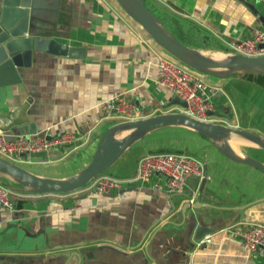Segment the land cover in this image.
<instances>
[{
    "label": "crops",
    "instance_id": "crops-1",
    "mask_svg": "<svg viewBox=\"0 0 264 264\" xmlns=\"http://www.w3.org/2000/svg\"><path fill=\"white\" fill-rule=\"evenodd\" d=\"M144 1L192 28L195 44L187 45L214 52L208 54L232 53L233 43L264 29L262 0ZM40 13L39 35L81 50L31 51L29 64L16 67L18 80L0 84V132L25 135L16 129L29 123L47 137L76 133L73 144L52 145L44 157H8L39 176L64 178L118 121L103 111L104 99L123 94L144 117L170 111L171 93L155 81L164 50L114 0H41ZM258 45L264 47V33ZM201 76L215 88L214 111L221 113L215 122L229 106V125L238 121L264 135V88L240 73ZM230 145L237 148L234 140ZM244 145L235 150L264 161V150ZM163 149L197 157L204 177H188L177 192L166 191L153 173L106 194H34L0 172L12 201L11 208L0 205V264H264V254L246 252L237 235L246 222L264 223V173L228 159L211 139L184 126L159 127L128 145L105 172L130 175L141 155ZM205 234L210 241L196 246Z\"/></svg>",
    "mask_w": 264,
    "mask_h": 264
},
{
    "label": "water",
    "instance_id": "water-1",
    "mask_svg": "<svg viewBox=\"0 0 264 264\" xmlns=\"http://www.w3.org/2000/svg\"><path fill=\"white\" fill-rule=\"evenodd\" d=\"M114 1L164 50L165 54L201 75L224 78L241 72L264 74V54L232 52L223 58L209 56L173 36L143 0ZM40 6L41 0H0V84L18 80L16 67L29 64L32 50L69 56L79 55L77 52L81 49L78 47L59 42L51 36L38 34L42 26ZM170 104L185 106L184 101L172 94L165 105ZM206 113L221 115L214 110ZM169 125L184 126L196 131L211 139L216 149L228 159L264 173L263 160L251 154L238 153L230 145L227 137L229 133L240 135L264 150V135L238 126L197 119L179 110L119 120L108 125L101 132L89 160L77 172L67 177L39 176L1 155L0 172L7 174L31 192L39 194L71 192L83 186L95 174L105 171L128 145L153 129ZM121 130L127 132L117 136V132ZM16 131L32 133L35 132V128L28 123L25 129L22 126ZM22 155L41 158L46 155V151ZM186 206L193 207L194 204L185 201L184 207Z\"/></svg>",
    "mask_w": 264,
    "mask_h": 264
},
{
    "label": "built area",
    "instance_id": "built-area-1",
    "mask_svg": "<svg viewBox=\"0 0 264 264\" xmlns=\"http://www.w3.org/2000/svg\"><path fill=\"white\" fill-rule=\"evenodd\" d=\"M264 2V0H262ZM264 29L251 37L242 38L233 43V52L243 54H264V47H259ZM155 81L165 87L172 95L185 102V106L170 104V111H182L187 115L201 120L213 121L214 114L207 111L214 110L212 95L215 91L211 85L203 80L201 74L180 63L170 55H161L156 60ZM106 115H112L118 121L133 119L143 112L133 101L123 94H113L101 102ZM77 140L74 132L62 131L47 137L42 131H35L25 135H8L0 132V155L4 157L23 156L30 152L47 151L52 145H71ZM27 157V156H26ZM153 173L162 176L161 186L168 192L182 190L190 176L198 179L204 177L200 160L192 154L182 151L157 150L141 155L130 175L116 176L101 171L90 178L83 186L73 191H93L106 194L121 182L143 180ZM31 192V191H30ZM10 188L0 181V205L11 208ZM39 194L36 192H31ZM57 194V193H51ZM238 240L243 249L251 253L258 251L264 254V223L246 222L237 231ZM210 241V235L205 234L196 241V246Z\"/></svg>",
    "mask_w": 264,
    "mask_h": 264
},
{
    "label": "trees",
    "instance_id": "trees-1",
    "mask_svg": "<svg viewBox=\"0 0 264 264\" xmlns=\"http://www.w3.org/2000/svg\"><path fill=\"white\" fill-rule=\"evenodd\" d=\"M144 1V0H143ZM144 3L150 8V10L156 15L160 20L161 24L170 31V33L175 36L178 40L185 44L194 45L195 42V32L192 28H187L182 23L174 18L173 16L164 15L152 6ZM241 75L245 76L248 80L254 82L255 84L264 88V74L263 73H252V72H241Z\"/></svg>",
    "mask_w": 264,
    "mask_h": 264
},
{
    "label": "rangeland",
    "instance_id": "rangeland-1",
    "mask_svg": "<svg viewBox=\"0 0 264 264\" xmlns=\"http://www.w3.org/2000/svg\"><path fill=\"white\" fill-rule=\"evenodd\" d=\"M201 52H202V53H205V52H206V53H214V52H211V51L208 52V51H202V50H201ZM231 52H233V50H232ZM226 54L228 55V53H226ZM237 74H238V73H235L234 75H237ZM206 77H209V76H206ZM208 79H210V78H208ZM226 101H227V100H226ZM240 108H241V109H240V110H241V111H240V112H241L240 114H241V116H242V114H243V109H242V107H240ZM221 112H222L224 115L226 114L227 116H228V115L231 116L230 114L233 113V110H231V107L228 106L227 108H226V107H225V108H222V109H221ZM234 112L237 113L235 110H234ZM226 115H225V116H226ZM217 119H218V117H217ZM217 119L214 118V122H215ZM219 119H220V120H219L218 122H221V123H224V124H228V123L230 124V123H231V122H230L231 119H229V118H227V117H226V118H225V117H222V118H219ZM235 124H236L238 127H242V126L240 125V122H238V121H237ZM242 128H243V127H242ZM122 134H123V132H117V136H120V135H122ZM230 137H231L232 140L236 141V143H237L236 147H237V148H238V147H241V148H242V147H245V145H244L245 143L254 144V143L250 142L249 140H247L246 138H244V137H242V136H240V135L230 134V135H229V138H230ZM231 139L229 140V143L231 142ZM237 148H235V149H237ZM260 153H261V156H262V154H264L263 152H260ZM258 157H259V156H258ZM259 158H260V157H259Z\"/></svg>",
    "mask_w": 264,
    "mask_h": 264
},
{
    "label": "bare ground",
    "instance_id": "bare-ground-1",
    "mask_svg": "<svg viewBox=\"0 0 264 264\" xmlns=\"http://www.w3.org/2000/svg\"><path fill=\"white\" fill-rule=\"evenodd\" d=\"M205 54H207V55H209V56H212V57H215V58H223L224 56L227 55V54H226V55H218V54H208V53H205ZM228 54H229V53H228ZM119 132H123V134H124V133L127 132V130H121V131H119ZM230 134H233V133H229V134H228V136H227V137H228V141L231 139V137L229 138V135H230ZM235 135H237V134H235ZM231 141H232V139H231Z\"/></svg>",
    "mask_w": 264,
    "mask_h": 264
}]
</instances>
